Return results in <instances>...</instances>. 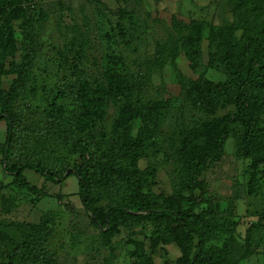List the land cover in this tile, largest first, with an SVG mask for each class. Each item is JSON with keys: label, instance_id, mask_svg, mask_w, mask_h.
Listing matches in <instances>:
<instances>
[{"label": "rangeland", "instance_id": "obj_1", "mask_svg": "<svg viewBox=\"0 0 264 264\" xmlns=\"http://www.w3.org/2000/svg\"><path fill=\"white\" fill-rule=\"evenodd\" d=\"M246 1L31 0L24 5L0 0V25L8 19L15 32L13 49L0 50V115L1 99L16 78L14 65L25 54L26 20H31L39 42L27 86L13 108L31 132L18 137L8 166L32 157L65 177L25 169L27 181L40 191L13 185L0 146L2 228L22 242L29 234L23 224H47L36 251L17 264H188L184 232L177 233V241L150 219L132 227L120 225L108 240L104 232L109 225L96 221L81 199L79 173L67 175L71 169L85 174L92 170L102 143L114 133L121 108L135 107L140 100L156 118L159 133L154 141H146L134 166L155 172L146 195L174 198L185 137L204 122H223L238 112L220 89L227 78L224 31L249 15L251 27L264 31V0H250L248 6ZM252 4L258 15L250 11ZM242 33L238 29L235 35ZM254 47L250 62L257 67L264 63V45ZM193 49L195 60L187 55ZM113 71L122 85L117 96L108 79ZM258 95L247 93L264 127V103ZM230 127L221 156L209 161L199 177L195 210L212 203L218 221L233 223L239 240L256 226L257 249L240 264H264V161L253 166L250 157H239L244 127L238 122ZM141 129L142 120L135 116L118 133L137 139ZM6 140L7 123L0 119V144ZM111 173L121 175L118 169ZM97 206L109 217L115 204L103 196ZM227 225L205 244V251L225 244ZM5 250L0 245V263L8 260Z\"/></svg>", "mask_w": 264, "mask_h": 264}, {"label": "trees", "instance_id": "obj_2", "mask_svg": "<svg viewBox=\"0 0 264 264\" xmlns=\"http://www.w3.org/2000/svg\"><path fill=\"white\" fill-rule=\"evenodd\" d=\"M31 0H20L26 5ZM247 6L250 0L246 1ZM244 2V4H246ZM251 3H256L251 1ZM252 4L250 11L258 15L257 7ZM250 15L241 19L239 25L232 24L224 31L225 55L224 62L227 68V78L220 85V89L235 104L237 114L227 118L223 122H204L197 126L183 140L179 151V160L182 164L180 172V184L174 198L169 199L163 194L146 195L144 190L153 182L151 176L155 172H142L134 166L135 160L140 157L145 149L146 141H154L158 136L156 118L148 111L140 100L135 107L129 105L121 108L114 133L102 143L100 154L95 159L92 170L83 173L81 169H71L67 176L79 175V194L91 216L103 224L109 225L104 232L108 240L111 239L114 229L120 225L132 227L138 225L144 219H150L170 236L177 237L179 231L186 236V249L189 258L188 264H240L254 254L257 249L254 231L256 226L247 229L246 236L239 240L235 236L233 223L222 224L214 214L213 204L209 203L208 209L196 212L199 200L195 194L200 185L199 177L207 167V163L218 159L224 148V144L231 132V123H242V134L237 155L250 157L253 166L264 161L262 142L264 139V127L260 124L255 107L249 103L247 93L259 91V101L264 103V63L255 67L250 62L255 45H264V31L258 32L251 27ZM241 23V24H240ZM242 29L240 37L235 33ZM23 37L26 43L25 54L19 64L14 65L16 78L1 99L0 119L7 123V140L0 144L4 152V162L9 173L13 176L11 184L25 187L37 193L40 189L27 181L24 170L30 169L41 174L47 173L55 178H65L57 170L49 168L46 163L30 158L21 159L12 167L8 166L10 154L14 147L19 144V136L31 132L30 127L23 118L13 111L14 101L25 90L30 72L33 67L39 42L34 32L30 19L26 20L23 28ZM15 42V32L10 20L6 19L0 25V50L11 51ZM187 55L195 58V50L187 51ZM118 76V77H117ZM117 71L109 74L110 91L113 95H120L122 85ZM215 98L213 94L212 98ZM100 98H97V102ZM99 103V102H98ZM139 116L142 120L141 137L128 139L118 133L120 126ZM118 169L119 178L112 176L113 171ZM105 196L115 206L110 209L109 217L104 210L97 206L101 197ZM149 211L147 214L142 212ZM228 226L229 237L222 247L212 246L208 251L203 248L206 243L212 241L220 230ZM23 226L29 230L22 242L17 241L6 232L0 223V245L6 248L7 261L4 259L0 264H17L22 257L28 258L32 250L36 251L37 243L46 236L47 224L25 223ZM179 241V237L175 238Z\"/></svg>", "mask_w": 264, "mask_h": 264}]
</instances>
